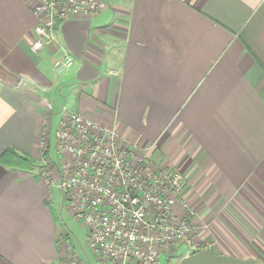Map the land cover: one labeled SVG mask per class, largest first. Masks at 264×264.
<instances>
[{"label": "crops", "instance_id": "0c3cea01", "mask_svg": "<svg viewBox=\"0 0 264 264\" xmlns=\"http://www.w3.org/2000/svg\"><path fill=\"white\" fill-rule=\"evenodd\" d=\"M38 1L0 0V158L33 163L0 162V264H62L69 209L39 172L57 166L63 108L183 175L194 233L182 257L207 249L264 264V0H128L124 24L108 0L60 22L74 60L64 74L53 48L30 50Z\"/></svg>", "mask_w": 264, "mask_h": 264}, {"label": "built area", "instance_id": "2783aa9c", "mask_svg": "<svg viewBox=\"0 0 264 264\" xmlns=\"http://www.w3.org/2000/svg\"><path fill=\"white\" fill-rule=\"evenodd\" d=\"M108 6V0H39L33 9L37 24L30 50L39 54L53 48V69L66 73L74 60L58 40L60 22L78 15L94 17ZM62 113L54 132L60 161L56 167L45 164L39 175L56 185L86 227V246L98 263L160 264L164 251L190 247L194 228L188 216L194 210L182 198L183 175L156 165L144 150L83 115L65 108ZM70 264H81L75 251Z\"/></svg>", "mask_w": 264, "mask_h": 264}, {"label": "rangeland", "instance_id": "374dc122", "mask_svg": "<svg viewBox=\"0 0 264 264\" xmlns=\"http://www.w3.org/2000/svg\"><path fill=\"white\" fill-rule=\"evenodd\" d=\"M128 0H120L121 8L120 10V18L122 24H124V15H125V7ZM53 161L58 163L59 157L52 151L51 157ZM33 163L31 162L29 165V169ZM57 197H61V194L59 191H56ZM69 212H67L66 209L63 208L61 210V218H60V224L62 235L60 237V250H61V257H62V264H70L71 263V253L76 252L81 261H83V252L89 253L88 248L86 246V236H87V230L86 227L82 225V223L73 216L72 210L70 208ZM176 214L178 216H181V211L178 208L176 209ZM72 214V215H71ZM186 250L185 245H180L177 248V253L172 255L171 257H168L167 255H160L159 262L160 264H177L180 258H182V253Z\"/></svg>", "mask_w": 264, "mask_h": 264}, {"label": "water", "instance_id": "95a60500", "mask_svg": "<svg viewBox=\"0 0 264 264\" xmlns=\"http://www.w3.org/2000/svg\"><path fill=\"white\" fill-rule=\"evenodd\" d=\"M178 264H261L254 260H242L226 255H215L207 249L182 257Z\"/></svg>", "mask_w": 264, "mask_h": 264}, {"label": "trees", "instance_id": "16d2710c", "mask_svg": "<svg viewBox=\"0 0 264 264\" xmlns=\"http://www.w3.org/2000/svg\"><path fill=\"white\" fill-rule=\"evenodd\" d=\"M0 162L24 170L29 169V165L31 163L30 159L20 157L12 150L5 151L0 158Z\"/></svg>", "mask_w": 264, "mask_h": 264}]
</instances>
